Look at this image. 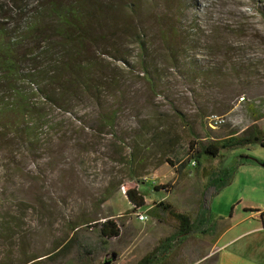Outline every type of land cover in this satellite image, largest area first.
Masks as SVG:
<instances>
[{"label": "rangeland", "instance_id": "1", "mask_svg": "<svg viewBox=\"0 0 264 264\" xmlns=\"http://www.w3.org/2000/svg\"><path fill=\"white\" fill-rule=\"evenodd\" d=\"M47 1L0 0V20L21 29ZM100 2L132 24L125 27L129 32L145 33L156 90L142 74L134 38L111 35L103 49H122L128 62L103 57L107 74L121 82L120 93L109 92L102 108L55 111L52 119L60 125L43 135L44 145L0 132V264L41 257L42 264H137L175 234V221L156 206L168 204L197 224L202 193L221 168L230 182L211 203L221 224L212 238L225 231L234 207L264 209V167L245 159L263 162V147L225 151L218 160L203 157L199 165L189 152L193 142H220L254 124L264 134V0ZM179 14L194 43L175 66L160 37ZM109 111L117 112L113 129L101 126L100 114ZM213 118L225 123L212 129ZM128 187L146 202L131 214ZM244 216L240 209L236 221ZM107 220L121 226L119 238L101 237L94 224ZM199 235L173 243L158 264H197L200 255L187 259L184 252L205 250Z\"/></svg>", "mask_w": 264, "mask_h": 264}, {"label": "trees", "instance_id": "2", "mask_svg": "<svg viewBox=\"0 0 264 264\" xmlns=\"http://www.w3.org/2000/svg\"><path fill=\"white\" fill-rule=\"evenodd\" d=\"M12 1L16 4L23 0ZM113 12L112 6H103L100 0H49L21 29H12L7 22L0 20V132L9 130L17 140H29L33 147L44 145L47 139L44 140L43 135L60 125L52 119L55 111L71 113L88 105L102 108L109 92L120 93L121 82L107 74L103 57L124 64L128 62L122 49H103L104 42L109 43L108 36L111 35L134 38L131 43L142 51V74L152 91L156 90V75L146 59L148 42L145 33L139 29L137 34H132L127 29L132 24L111 15ZM176 20L175 25L161 32L160 38L168 58L178 66L194 42L192 35L182 30L180 14L173 21ZM118 27L119 33L114 35V29ZM100 118L101 126L113 129L117 112L101 113ZM255 145L264 148V134L254 124L241 134L220 142H193L189 145V152L195 154L193 159L199 165L203 157L218 160L222 152ZM245 159L264 167V161ZM167 163L172 166L168 160ZM223 171L221 168L211 174L201 196L197 224L190 216L177 212L168 204L156 206L175 221V234L137 264H158L170 253L173 243H181L194 234H212L215 227L211 215L212 200L230 182V176L223 175ZM167 189V186L156 188L159 191ZM124 193L134 207L129 214L146 206L136 188H124ZM153 213L154 209L150 211ZM153 218L159 219L158 214ZM94 225H98L101 237L107 241L120 237L121 226L115 220ZM51 255L47 256L50 258ZM41 259L34 258L23 264H42Z\"/></svg>", "mask_w": 264, "mask_h": 264}, {"label": "crops", "instance_id": "3", "mask_svg": "<svg viewBox=\"0 0 264 264\" xmlns=\"http://www.w3.org/2000/svg\"><path fill=\"white\" fill-rule=\"evenodd\" d=\"M240 209L245 216L236 221ZM228 219L225 231H219L215 237L198 234L196 239L205 246V250H201V247L194 248L184 252L188 255L185 258H200V255L201 259L197 264L208 260H212L210 264H264V209L245 205L234 207ZM212 221L216 229L220 230V221L213 216ZM236 227H241L237 233L234 232Z\"/></svg>", "mask_w": 264, "mask_h": 264}, {"label": "built area", "instance_id": "4", "mask_svg": "<svg viewBox=\"0 0 264 264\" xmlns=\"http://www.w3.org/2000/svg\"><path fill=\"white\" fill-rule=\"evenodd\" d=\"M240 101H241L240 103L244 102V98H242ZM210 121H211V123H210V127H211L212 129H216L219 125H222L223 123H225L224 120H222V119H218V118H213V119L210 120ZM137 219H138L140 222L144 223V222L147 221L148 218H147V216L144 215V214H139V215L137 216Z\"/></svg>", "mask_w": 264, "mask_h": 264}, {"label": "water", "instance_id": "5", "mask_svg": "<svg viewBox=\"0 0 264 264\" xmlns=\"http://www.w3.org/2000/svg\"><path fill=\"white\" fill-rule=\"evenodd\" d=\"M105 264H110V262H106Z\"/></svg>", "mask_w": 264, "mask_h": 264}]
</instances>
